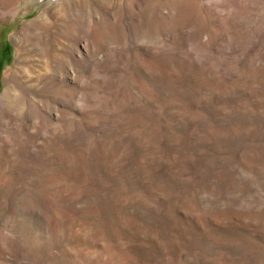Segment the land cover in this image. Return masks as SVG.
I'll list each match as a JSON object with an SVG mask.
<instances>
[{
    "label": "rangeland",
    "instance_id": "1",
    "mask_svg": "<svg viewBox=\"0 0 264 264\" xmlns=\"http://www.w3.org/2000/svg\"><path fill=\"white\" fill-rule=\"evenodd\" d=\"M0 264H264V0H0Z\"/></svg>",
    "mask_w": 264,
    "mask_h": 264
}]
</instances>
